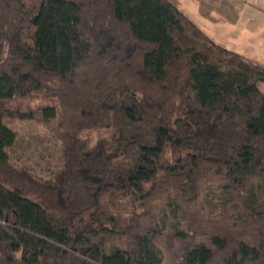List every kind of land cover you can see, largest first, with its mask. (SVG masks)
<instances>
[{"label": "trees", "instance_id": "trees-1", "mask_svg": "<svg viewBox=\"0 0 264 264\" xmlns=\"http://www.w3.org/2000/svg\"><path fill=\"white\" fill-rule=\"evenodd\" d=\"M0 45V264H264V67L168 0H0ZM55 117V175L11 165Z\"/></svg>", "mask_w": 264, "mask_h": 264}, {"label": "rangeland", "instance_id": "rangeland-1", "mask_svg": "<svg viewBox=\"0 0 264 264\" xmlns=\"http://www.w3.org/2000/svg\"><path fill=\"white\" fill-rule=\"evenodd\" d=\"M168 1L216 44L264 67V0ZM4 55L5 47L0 45V61ZM262 89L264 91V85ZM49 102L26 99L14 105L27 110L50 105ZM53 105L57 107L56 102ZM58 122V117L48 121L9 120L7 125L16 135L14 144L8 149L10 164L29 169L38 179L52 178L61 166V138L56 136ZM112 132L111 128L84 131L80 137L92 145L100 139L110 138ZM219 202L218 195L214 193L199 206L211 216H217L224 208ZM167 249L165 243L166 251L163 250L166 262L170 263Z\"/></svg>", "mask_w": 264, "mask_h": 264}, {"label": "crops", "instance_id": "crops-1", "mask_svg": "<svg viewBox=\"0 0 264 264\" xmlns=\"http://www.w3.org/2000/svg\"><path fill=\"white\" fill-rule=\"evenodd\" d=\"M263 85H264V84H260V85L258 86L259 89H260L261 91L263 90V89H262V88H263ZM262 92H264V91H262Z\"/></svg>", "mask_w": 264, "mask_h": 264}]
</instances>
